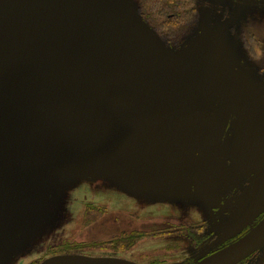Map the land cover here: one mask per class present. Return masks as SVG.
Here are the masks:
<instances>
[{
    "label": "water",
    "instance_id": "water-1",
    "mask_svg": "<svg viewBox=\"0 0 264 264\" xmlns=\"http://www.w3.org/2000/svg\"><path fill=\"white\" fill-rule=\"evenodd\" d=\"M128 2L0 0V170L8 175L6 163L12 161L102 175L133 167L128 177L152 179L143 184L150 190L175 186L200 149L195 192L210 207H218L204 194H210L214 174L226 176L220 154L230 116L252 141L254 135L263 137L258 135L264 132V103H259L264 96L252 93L229 64L196 50L155 68L172 71L190 59L214 66L221 91L213 108L191 116L193 98L186 100V115L176 102H156L152 91L157 82L148 83L147 75L162 74L170 81L171 76L137 66L141 51L150 50L151 57L162 44ZM202 73L208 85L210 77ZM177 85L171 83L174 96ZM135 129H145L150 146L136 159L121 143ZM235 149L250 150L254 157L264 153L245 143ZM263 245L264 220L238 242L196 264H239Z\"/></svg>",
    "mask_w": 264,
    "mask_h": 264
},
{
    "label": "rangeland",
    "instance_id": "rangeland-1",
    "mask_svg": "<svg viewBox=\"0 0 264 264\" xmlns=\"http://www.w3.org/2000/svg\"><path fill=\"white\" fill-rule=\"evenodd\" d=\"M127 1H131L134 5L136 2L135 0ZM190 2L192 1L188 3ZM189 11L196 13L197 20L194 24L195 26L185 32V36L178 44L173 42L166 43L163 41L160 33L146 23L151 28L152 35L162 45L156 48L157 55L151 57H149L150 50L144 49L141 51L136 64L140 69L146 67L150 73L162 71L171 76L170 81L169 77L164 78L162 74L147 75L146 78L149 79L147 81L148 83L154 84L155 82L152 80L159 83H155L158 87H155L152 91L153 93L155 92V101L171 104L172 102H176V105L186 115L188 114L186 100L193 98L194 101L190 99L194 102L190 113L191 116L199 115L201 108L204 109L203 111L213 108L216 95L221 91L218 85L219 80L215 81V72L212 69L215 68L214 66L210 65L207 67L202 65L205 62H201V60L190 59L184 64L182 63L170 69L172 71H166V68L162 70L155 68L166 61H170V59H173V56L185 55L196 50L220 58L224 63L229 64L252 93L256 96H264V1L193 0L189 5ZM136 13L142 17L138 12ZM157 29L158 31L163 30L162 28ZM190 67H192L191 73L188 74L187 72ZM200 70L206 73L213 83L209 78V84L207 85L205 74ZM179 71H182V74ZM138 80L140 82L144 81L142 78H138ZM175 81L178 84V93L175 94L176 96L171 92L173 90L171 83ZM209 85H213L212 90H209ZM259 103H264V101ZM150 104L160 103L153 102ZM179 124L181 123L177 122V125ZM128 134V140L125 142L122 141L121 143L125 149L131 152L130 154L133 158L136 159L138 156H143L150 150L145 129H135ZM233 149L236 151L235 147ZM251 152L250 150L244 149L242 151L243 158L247 159L248 162H251L255 158L260 160L258 157L249 158L248 156ZM28 163L31 165L34 164L35 166H31L29 169L20 168L17 171L15 176L16 188L12 198L14 201H10L9 203L10 209L12 208L15 211L11 216L15 218L20 216V210H22L20 208L23 206L22 212L26 217L22 218V220H25V225L22 227L25 232H34L32 218H29L30 215L28 214L30 210L33 212L34 209L29 208L30 204L23 205L17 203V200L21 199L25 202L36 200L54 201L59 207L55 210L57 221L63 217V210L66 207L72 210L70 213L71 216L80 218L86 217L84 213L85 205L104 202L109 207L106 209L109 212L104 216V220L92 227L94 231L99 233V238L104 239L107 238L108 234L118 235L128 228V225L123 224L119 228L118 222H114L115 219L121 223H134L136 227L144 228L148 218V206L159 205L167 197L172 200H185L184 197H180L183 195L191 196L190 190L187 188L188 186L182 182V176H189L188 174L192 168L190 170L185 169V171L183 170L180 173L178 178L175 179L178 183L175 186L169 187L165 185L146 190L143 184H150L152 179L149 182L143 179V177L141 180L137 177L135 180H132L128 175L134 172L133 167L127 168L133 171H125L126 169L122 168L118 173H105L102 175L97 172L89 173L81 170H74L75 172L62 170V168L48 164ZM10 178L11 173L7 175L0 170V200L1 194L5 192L6 187L9 185ZM18 183H24L26 192L29 194L28 196L21 198L22 193L19 191ZM134 183H137L139 186H134ZM36 191L38 193L33 195ZM187 201L189 200L178 204L182 208L181 211L183 213L185 211L187 212V210L191 212H204L203 208L195 203L193 197L192 202ZM132 202L139 203L135 208L136 214L143 218L139 219L136 215H130L127 213L130 211L129 209L122 208L128 207L129 204L132 205ZM101 205L103 204L97 206ZM116 207H121V211ZM160 210L163 215L166 214L164 207H160ZM222 214H224V209L218 210L215 217L218 218ZM64 216L67 217L69 215L65 214ZM100 223H104L102 228H100ZM230 224H234L233 228L241 226L240 230L244 229L247 225V223H244V217L228 222V225ZM55 227V230L53 229L54 232L57 229V226ZM70 227L68 225V233L70 232L71 236L69 239H71L73 244L82 245L84 248H97L101 246L100 240L95 241L87 237V231L83 230L81 225H73L71 231L69 230ZM11 232L13 230H10ZM40 232L47 233L43 227L40 229ZM69 239L68 241H70ZM95 242H98L97 244L99 246H96ZM138 243H140V246L145 244V242L137 241L134 246L136 245L135 247H137Z\"/></svg>",
    "mask_w": 264,
    "mask_h": 264
},
{
    "label": "flooded vegetation",
    "instance_id": "flooded-vegetation-1",
    "mask_svg": "<svg viewBox=\"0 0 264 264\" xmlns=\"http://www.w3.org/2000/svg\"><path fill=\"white\" fill-rule=\"evenodd\" d=\"M261 134L258 137H263L257 138L254 135L255 139L252 141V137L241 132L236 117L230 116L228 127L221 139L224 152L220 156L221 159L223 157L222 165L226 176L219 177L214 174L209 187L210 194H204L210 202L219 205L218 207H210L208 203L197 198L193 175L201 158V150L198 149L188 161L187 164L190 165L185 167L189 170L192 168L189 176H182V182L188 186L191 196L183 195L180 198L184 197L189 200L187 202H192L193 197L204 212L187 210L183 213L178 204L185 200H172L167 197L157 204L158 206L147 207L148 218L144 228L115 219L114 222H118L119 228L122 224L128 225V228L118 235L108 234L104 239L99 238V233L92 228L104 220V216L109 212L106 210L109 207L104 202L85 205L86 217L80 218L71 216L72 210L66 207L63 217L57 221L55 210L59 207L54 201L17 200V203L30 204L29 208L34 209L33 212H28L29 218H32L34 232L23 231L25 220L22 218L26 217L22 212L23 206L20 208V216L15 218L11 216L15 211L10 209L9 203L14 201L12 198L16 188L17 171L35 165L7 162L6 166L11 169V178L0 200V264H196L203 261L238 242L264 220V153H255L260 160L255 158L248 162L242 155L244 149L237 153L233 151V147L236 148L238 143H245L246 146L256 145L264 150V132ZM248 157L254 155L250 154ZM217 169L222 172L219 167ZM17 185L22 193L21 198L29 195L24 183ZM36 193L38 191L33 195ZM240 198L242 201L239 202ZM100 204L103 205L97 206ZM137 204L139 203L132 202V205L122 208L129 209L127 213L141 219L143 217L136 214ZM160 207L166 209L165 215ZM116 208L121 211V207ZM220 209H224V214L216 218ZM65 214L69 216L66 217ZM243 217L244 223H247L244 229L240 230L241 226L233 228L234 224L228 225V222ZM75 224L81 225V228L87 231L88 238L100 240L101 246L84 248L82 245L73 244L69 239L71 236L70 232L68 233V225L71 226V231ZM55 226L57 229L54 232ZM103 226L104 223H100V228ZM42 227L47 233L40 232ZM10 230L13 232L10 233ZM5 241H8L6 249L3 248ZM137 241L145 244L140 246L138 243L135 247ZM97 243L95 242V245L99 246ZM263 259L264 245L239 264H260Z\"/></svg>",
    "mask_w": 264,
    "mask_h": 264
},
{
    "label": "trees",
    "instance_id": "trees-1",
    "mask_svg": "<svg viewBox=\"0 0 264 264\" xmlns=\"http://www.w3.org/2000/svg\"><path fill=\"white\" fill-rule=\"evenodd\" d=\"M137 12L151 28H155L166 43H179L196 23V13L189 11L193 0H135ZM189 1H192L188 3ZM157 28L163 30L158 31Z\"/></svg>",
    "mask_w": 264,
    "mask_h": 264
}]
</instances>
